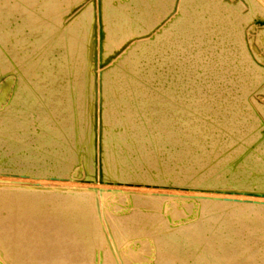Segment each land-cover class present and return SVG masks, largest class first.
Instances as JSON below:
<instances>
[{"label": "bare ground", "instance_id": "bare-ground-1", "mask_svg": "<svg viewBox=\"0 0 264 264\" xmlns=\"http://www.w3.org/2000/svg\"><path fill=\"white\" fill-rule=\"evenodd\" d=\"M122 2L0 0V264H264V202L196 198L186 205L164 196L126 194L112 200V206L102 195L80 189L84 183L102 184L104 178L112 188L234 191L259 183L264 175V165L258 168L252 156L242 166L250 175L240 185L223 186L221 179L214 184L213 178L205 182L207 173L199 167L211 161V151L191 143L192 128L220 129L223 115L208 109L234 101L231 89L221 88L227 85L240 94L228 116L243 110L246 121L224 131L227 141H245L254 124L255 134L264 128V26L257 24L264 16L259 4ZM72 14L79 29L68 21ZM143 28L158 31L154 43L137 44L143 61L151 63L162 46L167 61H178L174 91L164 84L150 89L132 67L139 58L120 65L111 77V70L96 68ZM200 32L226 39L200 44ZM208 62L210 73L197 74ZM202 77L209 81L196 91ZM183 80L193 88L186 107L180 105ZM104 102L110 106L107 112L101 108ZM128 107L130 117L123 114ZM174 149L176 164L186 168L166 167L168 157L162 154ZM239 159H230L229 171L235 172ZM53 180L63 183L51 185ZM18 182L28 187L19 188ZM179 207L184 220L173 222ZM137 229L146 241L124 244L137 237Z\"/></svg>", "mask_w": 264, "mask_h": 264}, {"label": "rangeland", "instance_id": "rangeland-1", "mask_svg": "<svg viewBox=\"0 0 264 264\" xmlns=\"http://www.w3.org/2000/svg\"><path fill=\"white\" fill-rule=\"evenodd\" d=\"M132 1L139 2L140 0H123L122 4L123 3L124 4L131 3ZM248 1L252 4H259V8L261 9L260 13L263 14L262 16H264V0H248ZM233 2L234 1H231L230 3H233ZM74 17H75L74 14L70 15V17L68 18V21L70 24H72V26H74V27L76 26V28L79 29L80 23H78L76 21H74V22L72 21L74 19ZM257 24L259 26H264V20L257 23ZM153 28H150L151 30L145 29V28L138 30L137 34L135 36H133L130 40H127V37L124 38L127 41L124 40L126 44L122 43L124 46H122L119 54L116 56H112V59L106 58V60H104L105 58H102L99 61V64L96 66V68L100 71L111 70V72L109 73V77H111L112 75L114 76L118 70H120V65L121 66L125 65L127 62H128L127 64H132L136 58H139V60L134 65H132V67H135V69L137 70L136 72L138 74L145 76L144 77L145 80L150 82V89L156 88V86H158L159 84H164L167 91H174V89L177 86L176 85L177 84L176 79L174 80V75L178 74V73H176V71H178V61L177 60L176 61L175 60L174 61H167V59H166L168 57L167 48L162 46V48H160L158 50L157 55L153 57L154 60L151 63H149V62L146 63L145 61H143L142 60L143 56H141L142 50L139 51V49L136 48L137 44H139V43H141V44L142 43H147V44L148 43H154V41H155L154 37H155V35L158 34V31L152 30ZM197 36H199L201 38L200 44H206L212 40L218 41L219 43L223 44L224 39H226V37L222 36L221 34H217L216 36H213V35L209 34V32H200ZM197 36H195L193 38L194 39L193 40V46H195V47L198 45V43H196V41H195L196 40L195 38H197ZM77 38H79V37L77 36ZM230 62L233 63L232 59ZM232 65L233 64H231V66ZM207 66H209V62L206 64L205 67H203L202 70H198V72H196V73L199 75H206V73L209 74L211 71V69H210L211 67H209V70H208ZM174 73H176V74H174ZM207 81H209V79L207 77H202V78L197 79L196 80L197 85L198 86L202 85V86H199L198 89H196V91L204 90V88H203L204 85L201 82L205 83ZM149 82H147V84ZM182 82H181L182 83L181 87L183 89L181 90L179 88L181 90L179 92H180V99H182V100L184 99V100L180 105L183 107H186L188 105V98H185V97H188V95L193 90V88L191 87V84L187 85V83H184V80ZM113 83H114V81H113ZM107 84H108L107 88H108V90H110L112 88V85H110L108 83V81H107ZM151 84H152V86H151ZM154 85H155V87H154ZM221 88H223V89L225 88L224 90L231 89V91L233 93H231L230 97L235 98V99H234V101H232L230 103V105H222V104L217 105L216 106L217 109L214 107L209 108L210 106L208 107L209 111H210V109L217 110V113H219L220 115H223L221 118L222 120L219 121L220 129L219 130H212V127L204 126V125L198 126L197 128H192L191 131H193L195 133V136L193 138L194 140L191 141V143H192V145L201 149L204 152L211 151V153H208V155H207V156H210L211 161L206 163L203 167H199V168H201L200 172H206L207 173V178H205L203 181L207 182L213 178V181L215 182L214 184H218L220 182V179H221V182H222L221 184L223 186H226L227 184H229L232 187L233 186L235 187V184L240 185L239 182L241 180H243V178L246 179L247 175H250V173L247 174V171H245L242 168L243 164L247 165V163H251V162H248L250 157H252V156L255 157V159H252V162H253V164L258 165V168H260L264 165V160L261 159V157L264 153V134H263L264 128H261V130H260L262 133L260 132V133L255 134L257 131L256 125H258V124H254L253 126L251 124V126L253 127V131H251L250 134H248L249 136H247L245 141H242L241 138L240 139L239 138L238 139H230L227 141V135L228 134L225 132L229 128H232V130L236 129L239 125H241L243 122H246V121L241 117V115L243 114V110L240 111L235 116L234 115L228 116V113L230 112V110L234 108V104L238 103V97H240V94L237 92L238 89L236 88V90L234 91L233 85H227V86H224ZM207 90H208V88H207ZM130 107L132 108L133 106H130ZM130 107L123 110V114H125L126 116H129V117L131 116V113H132V109ZM211 107H212V105H211ZM101 108H102V110H105L107 112V109L109 111L110 106L106 105V103H105L102 105ZM245 110L247 111V109H245ZM250 110L252 111V109H250ZM209 111H206V112H209ZM207 116H209V115H207ZM139 123H140V126H144L146 121L141 119ZM206 129L209 130V132L205 133ZM240 141H242L243 144H241ZM158 145H159L158 147L162 146L161 143H158ZM101 149L104 153L105 145L102 144ZM128 151L130 152L129 149L127 150V152ZM214 151L217 152L216 156L213 154ZM176 152H177V149H174L172 151L168 150V152H166L165 154L164 153L162 154V157H161L162 159L165 157L166 158L168 157V162L166 163V167L168 166L169 170L174 169L173 167H175V169L180 170L181 168H183V166H184V168H186V166H187V165H183V164H176V162H175ZM243 155L245 156V158L241 159V157ZM230 159L231 160L239 159V161H240L237 165H236V163L234 164V165H236L235 168H237L235 170V172H234V169L232 171H229V167H230L229 165L231 162ZM169 160L171 163L169 162ZM214 160H216V161H214ZM33 166H36V165H33ZM80 167H81V165L79 164V165L74 166V169H79ZM241 168H242V170H241ZM196 169L198 170V168H196ZM184 170H186V169H184ZM186 173L187 172H184L183 174L181 173L182 174L181 179L185 180V178H187L186 175H188V174H186ZM184 175L186 177H184ZM89 177L93 178L92 175ZM261 178L262 179L260 180V182L259 183L256 182L255 185L254 184L248 185V183H247V185H248L247 186V185L243 184L239 188L235 189L234 191L233 190L218 191L216 189H205V188L199 190L200 188L199 187L196 188V186H194L195 189H191L192 191H190V190H187V191H169V190H167V191H157V190L147 191V190H135V189H129V188L124 189L121 187H126V186H120L117 184H115V186H117L118 188H112L110 186H106V184H109V185H111V184L108 183V180L104 179V178L102 180L103 181L102 184H97V183L85 184L84 183L83 185L88 186V187L84 188V186H82L80 184L81 185L80 189H82V190L86 189V190H89L90 192H95V193H98L99 195H102L104 198V202L109 203V205H112V206H114L113 203L111 202L112 200L116 201L118 199H121L126 194L143 195V196H145V195L164 196V197L173 198V199H170V202H172V203H182V204H186V205H191L195 201L196 198L197 199H203L207 202H209V201L213 202L216 200H233L235 202L238 201L239 203H241V202L246 203V202H253V201L264 202V175ZM20 181H23V180H20ZM51 182H50L51 185L54 182L55 183H63V182H58V180H53ZM205 182L200 183V185H206L207 183H205ZM244 183L246 184V181H244ZM251 183H254V182H251ZM0 185L2 186L3 184H0ZM16 186H18L19 188L28 187L27 185L26 186L22 185L21 182H18V185H16ZM89 186H92V188H90ZM42 188H44L46 190H50L51 188H54V189H61V190H66V191L70 190V189L71 190L74 189V187H71V186H68V187L67 186H64V187L44 186ZM37 189H39V187H37ZM105 210H106V212L110 211V209L107 207L105 208ZM136 210L138 212H141V208H138ZM111 214H114V213L111 211ZM125 215H129V214L128 213L116 214V216H118V217L125 216ZM184 215H185L184 210L179 207L178 210L175 211L174 214H172V216H174L173 222L183 221ZM145 229H147V228H145ZM137 231H139L137 233V237H135L129 241H126L124 244H128L129 242L131 243V242H135V241H139V242L140 241L141 242L146 241V239L144 237H142L143 231L138 230V229H137ZM142 258H146V256H142ZM238 258H240V256ZM187 262H188V260H187ZM150 264H152V263H150Z\"/></svg>", "mask_w": 264, "mask_h": 264}]
</instances>
